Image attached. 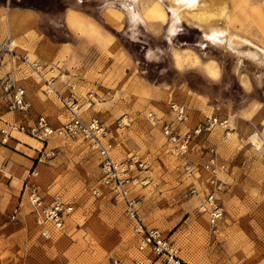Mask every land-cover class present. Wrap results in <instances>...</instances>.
<instances>
[{
  "label": "rangeland",
  "instance_id": "1",
  "mask_svg": "<svg viewBox=\"0 0 264 264\" xmlns=\"http://www.w3.org/2000/svg\"><path fill=\"white\" fill-rule=\"evenodd\" d=\"M24 2L27 7L0 2V118L42 114L60 127L71 116L64 100L74 102L83 119L97 117L104 124L115 158L137 154L147 161L151 179L133 193L145 223L162 233L184 264H264V66L242 56L234 74L237 56L207 41L196 24L176 20L171 0ZM227 8L229 18L219 23L264 48L263 1L228 0ZM23 57L42 65L41 75ZM210 60L219 71L214 79L204 70ZM188 69L229 85L232 90L216 86L213 93L239 107L211 105L177 85L180 71ZM52 76L57 93L45 85ZM5 85L26 90L30 110L24 116L7 111ZM245 98L249 102L242 107ZM171 103L186 110L183 131L214 115L230 125L226 140L219 125L202 140L203 146L216 144L225 165L219 173L224 215L217 234L201 208L210 174L196 169L206 153L178 159L168 152L159 123L148 119L150 111L173 118ZM14 135L8 144L0 142V264H134L140 253L123 202L109 193L92 194L99 159L90 141L52 135L47 145L54 155L39 161L42 144ZM26 140L37 150L28 164L12 153ZM36 167L31 181L43 203L57 198L74 206L64 229L53 230L50 239L41 236L44 224L24 184Z\"/></svg>",
  "mask_w": 264,
  "mask_h": 264
},
{
  "label": "built area",
  "instance_id": "2",
  "mask_svg": "<svg viewBox=\"0 0 264 264\" xmlns=\"http://www.w3.org/2000/svg\"><path fill=\"white\" fill-rule=\"evenodd\" d=\"M23 60L37 72H41L42 65L37 61H30L27 57H23ZM53 80V76L44 80L48 92H53ZM3 90L7 92L5 104L8 112L23 116L29 112L30 101L23 87L12 88L5 85ZM64 102L67 104L71 116L70 120L60 127H54L49 118L42 114L33 119L24 117L21 120H5L0 118V142L8 144L9 141L15 140V133L31 136L42 144L39 150L40 158H38L41 161L43 157L54 155L53 149L49 150L47 145L48 139L52 135L78 136L89 140L97 150L99 159V176L97 183L92 187V194L100 196L109 193L123 202L126 215L132 221V231L136 237L137 250L140 253L134 258L133 263L184 264L162 233L157 228L149 227L145 223L140 210V200L133 193L136 185H146L151 179L147 161L137 154H130L123 159L115 158L112 154V145L106 140V127L100 119L94 117L85 120L81 116L77 104L65 100ZM169 109L174 113L173 118L169 120L157 117L153 111L148 113V119L152 123H159L168 152L178 159L186 162L187 156L193 151L200 154L206 153L201 167L196 169L199 172L205 170L210 174L207 179L208 186L203 191L204 201L201 208L208 216L210 232L217 234L224 215V206L220 199L223 181L219 177V173L224 170L225 165L220 160L221 156L216 144L203 146L202 140L206 139V134L217 124L226 125L223 138L226 140L230 125L226 118L221 119L214 115L192 129L182 131L181 124L187 116L185 108L181 104L171 103ZM37 175L36 167L25 179L24 184L26 189L30 190V200L38 214V219L44 224L41 236L44 239H50L53 230L64 229L67 220L74 211V206L57 198L44 204L38 188L31 181V178ZM262 208L264 209V199ZM114 264H118V262L115 261Z\"/></svg>",
  "mask_w": 264,
  "mask_h": 264
},
{
  "label": "bare ground",
  "instance_id": "3",
  "mask_svg": "<svg viewBox=\"0 0 264 264\" xmlns=\"http://www.w3.org/2000/svg\"><path fill=\"white\" fill-rule=\"evenodd\" d=\"M227 1L228 0H171V3H173L171 10L176 20H181L182 18H185L189 22L196 24L202 29L203 37L207 41H209L211 44H214L215 47L217 46L221 50H225L224 52H226V54L231 55L230 57H232V55L237 56V60L233 59L234 60L233 70L231 68L232 71H235V73L233 72L234 74L236 73L239 74L238 71L240 70L238 69L241 68V67L239 68V66L242 63L241 62L242 56L246 57L248 61H250V63L254 64L256 67L264 66V48L263 47H259L252 41L231 31L229 27L227 26V24L225 23V21H223L222 23H219V19L229 18L230 16L228 8H227ZM262 1H263V10H264V0ZM16 10L21 11V12H31V10H27V9L22 10V9L16 8ZM189 55L190 54L188 53L186 56H189ZM204 70L206 74L209 75L213 79L217 78L219 75V71L217 70V67L214 65V62H211V60L207 61L204 64ZM36 73H38V75H41L39 74V72H36ZM255 79L258 82L262 81L263 76L256 75ZM52 91L54 93H57L53 87H52ZM217 125L226 126L225 124H222V125L217 124ZM215 126H213V128Z\"/></svg>",
  "mask_w": 264,
  "mask_h": 264
},
{
  "label": "crops",
  "instance_id": "4",
  "mask_svg": "<svg viewBox=\"0 0 264 264\" xmlns=\"http://www.w3.org/2000/svg\"><path fill=\"white\" fill-rule=\"evenodd\" d=\"M181 75L180 79L177 80L175 83L177 85H182L185 84L187 87H189L195 94L200 96L202 100L204 101V98H207V103H211V105H219V104H224V105H229L230 108L235 109L234 107L238 108L240 104H236L233 101H226L223 100L222 94L213 93V89L217 86L221 89L225 88L227 90L230 89L229 85H225L222 83V81H216V80H211L208 78L206 75L203 73L193 70V69H188V70H181ZM186 73L193 74L195 78H200L203 84L196 83L194 78H188L186 77ZM174 83V82H173ZM224 86V87H223ZM241 86V85H239ZM232 90V89H230ZM203 101H201L203 103ZM244 107L249 101L245 98L243 99ZM206 102V101H205ZM21 147H17L16 151H12V153H15L18 157H21L22 159L25 160L26 164L29 162H33V154L37 153V150L34 149L30 143V141L26 140L25 143H18Z\"/></svg>",
  "mask_w": 264,
  "mask_h": 264
},
{
  "label": "trees",
  "instance_id": "5",
  "mask_svg": "<svg viewBox=\"0 0 264 264\" xmlns=\"http://www.w3.org/2000/svg\"><path fill=\"white\" fill-rule=\"evenodd\" d=\"M6 1L7 0H0V2H2V3H6ZM10 4L11 5H20V6H22V7H27L26 5L27 4H25V2H24V0H10ZM17 9H28V8H17Z\"/></svg>",
  "mask_w": 264,
  "mask_h": 264
}]
</instances>
